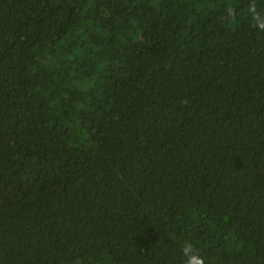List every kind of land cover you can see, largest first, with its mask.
<instances>
[{
    "label": "trees",
    "instance_id": "obj_1",
    "mask_svg": "<svg viewBox=\"0 0 264 264\" xmlns=\"http://www.w3.org/2000/svg\"><path fill=\"white\" fill-rule=\"evenodd\" d=\"M264 0H0V264H264Z\"/></svg>",
    "mask_w": 264,
    "mask_h": 264
},
{
    "label": "clouds",
    "instance_id": "obj_2",
    "mask_svg": "<svg viewBox=\"0 0 264 264\" xmlns=\"http://www.w3.org/2000/svg\"><path fill=\"white\" fill-rule=\"evenodd\" d=\"M261 27H264V25H261ZM181 251L185 258V264H205L204 258L191 242H185Z\"/></svg>",
    "mask_w": 264,
    "mask_h": 264
}]
</instances>
